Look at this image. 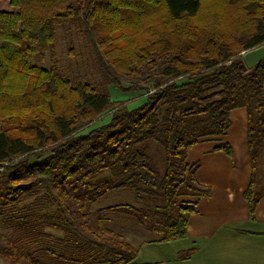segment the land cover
I'll use <instances>...</instances> for the list:
<instances>
[{
	"label": "trees",
	"instance_id": "1",
	"mask_svg": "<svg viewBox=\"0 0 264 264\" xmlns=\"http://www.w3.org/2000/svg\"><path fill=\"white\" fill-rule=\"evenodd\" d=\"M9 1L12 10H0L5 262L133 264L144 243L186 238L196 213L189 198L212 196L188 151L225 135L240 108L252 166L244 198L254 218L264 194V61L248 67L244 54L264 45V0ZM60 26L80 31L117 88L126 80L127 90H145L143 79L153 92L130 107L90 84L72 85L55 52ZM215 150L234 162L229 143ZM126 192L134 204L102 205ZM118 215L155 237L135 245L115 229Z\"/></svg>",
	"mask_w": 264,
	"mask_h": 264
},
{
	"label": "crops",
	"instance_id": "2",
	"mask_svg": "<svg viewBox=\"0 0 264 264\" xmlns=\"http://www.w3.org/2000/svg\"><path fill=\"white\" fill-rule=\"evenodd\" d=\"M0 10L11 11L10 1L0 0ZM231 121L225 135L206 138L188 151L187 161L200 164L198 182L210 187L212 196L189 198L196 202V213L189 219L187 237L144 243L133 264H264V194L254 218L244 198L252 172L246 109L234 110ZM220 143L231 145L234 162L215 150Z\"/></svg>",
	"mask_w": 264,
	"mask_h": 264
},
{
	"label": "rangeland",
	"instance_id": "3",
	"mask_svg": "<svg viewBox=\"0 0 264 264\" xmlns=\"http://www.w3.org/2000/svg\"><path fill=\"white\" fill-rule=\"evenodd\" d=\"M55 52L61 68V73L72 85L90 84L98 92L108 91L111 99L115 102L127 103L130 107H136L143 103L147 95L153 92L151 83L142 79L141 85L147 89L139 91H129V82L122 80L123 88H117L115 84L109 82L103 76L96 51L87 44L84 36L78 29L73 27L67 29L65 26L57 28L55 39ZM42 66L50 68V54L45 55ZM151 90V91H150ZM110 117V112L100 116L90 127H96L105 123ZM263 161V160H262ZM261 163V162H260ZM261 174L264 176V166L259 167V179ZM130 203L134 204L132 196L126 193H112L102 203V205ZM115 229L125 235L127 240L134 242L135 245L154 238L152 233L146 232L132 217L118 215L114 217ZM0 264H8L0 257Z\"/></svg>",
	"mask_w": 264,
	"mask_h": 264
},
{
	"label": "water",
	"instance_id": "4",
	"mask_svg": "<svg viewBox=\"0 0 264 264\" xmlns=\"http://www.w3.org/2000/svg\"><path fill=\"white\" fill-rule=\"evenodd\" d=\"M244 59L248 67H254L264 61V45L246 52Z\"/></svg>",
	"mask_w": 264,
	"mask_h": 264
}]
</instances>
